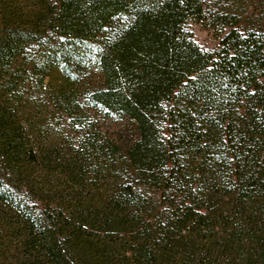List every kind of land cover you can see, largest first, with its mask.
<instances>
[{"label": "trees", "instance_id": "16d2710c", "mask_svg": "<svg viewBox=\"0 0 264 264\" xmlns=\"http://www.w3.org/2000/svg\"><path fill=\"white\" fill-rule=\"evenodd\" d=\"M0 264H264V0H0Z\"/></svg>", "mask_w": 264, "mask_h": 264}, {"label": "rangeland", "instance_id": "374dc122", "mask_svg": "<svg viewBox=\"0 0 264 264\" xmlns=\"http://www.w3.org/2000/svg\"><path fill=\"white\" fill-rule=\"evenodd\" d=\"M189 30L192 32L194 41L204 50L214 49L218 44V39L210 29L203 28L200 24L191 23Z\"/></svg>", "mask_w": 264, "mask_h": 264}]
</instances>
